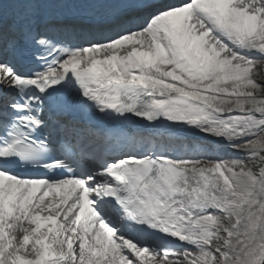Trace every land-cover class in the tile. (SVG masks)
Masks as SVG:
<instances>
[{
    "label": "snow or ice",
    "instance_id": "obj_1",
    "mask_svg": "<svg viewBox=\"0 0 264 264\" xmlns=\"http://www.w3.org/2000/svg\"><path fill=\"white\" fill-rule=\"evenodd\" d=\"M0 264H264V0H0Z\"/></svg>",
    "mask_w": 264,
    "mask_h": 264
}]
</instances>
